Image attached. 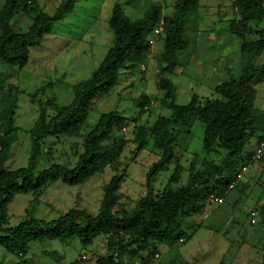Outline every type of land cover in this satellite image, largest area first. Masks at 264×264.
<instances>
[{"label": "trees", "instance_id": "1", "mask_svg": "<svg viewBox=\"0 0 264 264\" xmlns=\"http://www.w3.org/2000/svg\"><path fill=\"white\" fill-rule=\"evenodd\" d=\"M199 0H174L173 11L163 16V50L157 70L156 86L162 91V101L170 109L168 115L159 114L147 129L135 124L136 151L147 146L159 152L145 172L147 192L139 197L131 210L118 208L120 187L126 168H117L119 157L128 139L117 134L127 124L128 118L117 110L99 114L96 122L83 133L82 150L73 166L50 162L35 171L41 155V140L44 137L76 136L86 121L92 105L117 83L122 69L134 68L146 61L149 44L146 36L161 17V7L151 4L139 18L131 19L119 2H114L108 18L113 33L108 47L97 67L89 77L72 85L68 103L58 104L48 99L38 105V114L30 128V150L27 164L7 170L3 163L10 146L13 129L16 95L6 89L0 97V246L19 259L27 254L31 241L43 239L67 240L77 236L87 245L100 233L107 234L106 254L98 255L93 264H126L125 256L137 255L148 245L152 253L155 243L165 242L171 246L181 239L187 240L180 218L199 212L210 193L220 194L234 179L229 169H218L217 185L209 181V172L202 166L189 164L188 177L184 184L164 186L152 193V181L167 165L174 162L169 182L180 179L183 167L178 163L175 143L181 133L190 134L195 120L203 123L202 147L210 151L215 147L225 149L223 165L232 167L238 159L246 161L250 151L245 147L250 138L264 127V111L254 105L256 87L264 81V27L256 38L246 40L250 22L264 20V0H233L238 16L229 21V31L241 39V67L238 76H229L214 87L215 97L201 99L192 93L186 103H178L171 81L164 73L174 71L176 55L186 46L184 38L185 15L195 13ZM31 0H3L0 4V62L22 67L26 64L31 47L40 43L49 32L53 21L71 10L74 0H60L53 13L37 11L28 28L16 31L11 19L19 8L27 7ZM262 57L259 65L255 60ZM243 58V61H242ZM261 86V85H260ZM133 104L141 113L151 104L146 93H139ZM46 106L51 113H47ZM257 137V138H258ZM264 159V157L262 158ZM261 159V160H262ZM241 161V160H240ZM106 167L115 172L103 187L96 213L84 208L69 207L53 219L29 217L10 225L6 210L13 196L22 192H38L48 183L61 180L68 185L84 183ZM237 169H235L236 171ZM222 264V262H218Z\"/></svg>", "mask_w": 264, "mask_h": 264}, {"label": "rangeland", "instance_id": "2", "mask_svg": "<svg viewBox=\"0 0 264 264\" xmlns=\"http://www.w3.org/2000/svg\"><path fill=\"white\" fill-rule=\"evenodd\" d=\"M59 1L31 0L27 7L16 10L11 19L12 27L16 31L26 30L37 11L51 14ZM173 1L74 0L72 9L64 13L60 19L53 21L49 32L43 36L40 43L30 48L25 65L18 67L0 62V97L6 89L11 88L17 98L13 129L10 133V146L3 167L13 170L27 164L30 150L29 130L37 117L38 105L48 99H54L58 104L68 103L72 96V85L89 77L97 67L113 41L108 18L114 2H119L125 14L134 19L142 17L151 4L161 7V17L170 15ZM2 2L3 0H0V4ZM224 4L226 11L229 14L231 12L230 18L217 21L221 17L218 14V6ZM237 16L230 0H199L195 13L188 12L185 15L186 46L176 55L174 71L163 74L172 85L174 84V94L178 103L187 102L192 92L201 91V85L189 75H192L190 71L193 67L188 66L190 63L182 72L190 51L196 47L194 40L197 34L201 32L207 36L215 33L219 39H226L223 35L228 33L225 28L229 21ZM263 27L264 20L251 21L246 40L256 38ZM161 39V36L156 37L154 43L156 57L146 58L145 70L136 66L127 68L128 72H123V69L120 71L114 88L101 94L92 105L78 135L44 137L41 140V158H39L35 171L50 162L73 166L82 150L83 133L96 122L100 113L117 110L128 118L127 124L117 132L118 135L128 139L117 165L119 171L123 167L126 168V174L119 190L120 198L117 207L127 210L134 207L137 199L147 192L144 183L145 172L159 156V152L152 148L150 139L144 149L136 151V144L132 140L134 126L143 124L149 129L157 115H168L170 110L162 101V91L156 86L157 68L160 64V52L156 50L157 48L161 50ZM222 44L223 48L229 49L227 50L228 55L238 56V44L228 43L227 39L223 40ZM218 45L215 43V58L220 57V53L217 52L220 51L218 49L220 44ZM261 61L260 56L255 60V65H259ZM234 74L235 71H232L227 77ZM141 92L146 93L151 99L150 106L143 113L133 104V99ZM262 95L263 89L258 85L256 100ZM210 96L215 97V93L211 92ZM45 109L47 113L52 112L48 106ZM190 129V134L181 133L175 143V160L183 167L179 181L169 182L174 161L153 179V194L166 185L175 187L184 184L188 177L189 164H196L207 169L209 181L217 187H219L216 182L217 175H219L218 169H229L234 175L235 169L240 167L242 159L234 162L231 168L223 165L228 161L225 159L223 148L203 150V123L200 120H195ZM251 148L252 145L247 144L245 151H250ZM249 168L251 171L248 179L241 182ZM114 172L113 167H106L82 184L68 185L61 180H56L48 183L38 192L17 193L6 206L9 224L15 225L29 217L53 219L69 207L84 208L88 212L96 213L103 187ZM244 174L232 189H227L225 186L220 192V195L225 198V203L207 204L194 215L180 218L181 225H184L185 221L192 223L195 219L197 224L194 226H199L190 240L186 242L180 240L172 249H169L165 242H157L155 247L158 251L155 249L153 253L152 246L148 245L138 253L144 257L143 264H167L168 258H170L169 264H218V262L250 264L255 257L254 253L264 252V159L250 164ZM231 191L238 194L236 198L228 195ZM253 208L259 210V215L256 221L251 223L249 211ZM204 213H207V217H204ZM183 228L188 234L194 230L193 226H188V224ZM102 237L101 233L98 234L92 240L93 246L90 243L82 244L77 236H72L67 240H34L29 243L27 254L23 259L17 258L0 246V264H90L98 255L107 253L106 250L101 252L97 245L103 239ZM237 243H240L242 248V257L239 260H233L231 254L224 258L221 257L225 247L233 248ZM185 251L188 254L186 261H184ZM158 252L161 254L160 258L155 256ZM81 253L86 255V259L78 262L76 258ZM124 260L126 264H138L139 261L136 255L125 256Z\"/></svg>", "mask_w": 264, "mask_h": 264}, {"label": "crops", "instance_id": "3", "mask_svg": "<svg viewBox=\"0 0 264 264\" xmlns=\"http://www.w3.org/2000/svg\"><path fill=\"white\" fill-rule=\"evenodd\" d=\"M228 4H229V2H228ZM218 5H219V3H218ZM232 5H233V2H232ZM218 10H219L218 14L221 17L218 18L217 21H223L225 19H229L230 18V15H231L230 9H228L229 12H230V14H229L228 11H226V9H225V4L218 6ZM172 11H173V9H172ZM172 11L170 12V14L172 13ZM139 17H141V16H139ZM225 29H226V31L228 33H224L223 35H224V37H226L227 42L228 43H232V44H234V43L238 44L239 54H238L237 57H232V56L228 55L229 53H227L228 52L227 50H229V49L223 48L222 41L223 40H226V39H221V38L219 39L216 36L215 33H211V34H208L207 36H205L203 33L200 32L199 34H197V38L194 40V46H196V47H194L190 51L189 56H188V58H187V60L185 62L186 65L183 66V68H182V72H183L187 68L188 63H190V65H188V66H193L192 67V70L190 71L192 73V75L191 74H189V75L191 77H194L195 80H196V82H198V84L201 85V88H200L201 91L200 92L196 91V92H192V93H197V95L201 99H204V98H213L211 96L209 97V94H211V92L212 93L214 92L213 90H214L215 85L218 84L221 80L226 79L227 76L230 74V72L235 71V74H234L235 76L233 75L234 77L238 76V74H239L240 67H241V52H240L241 39L238 38V37H236L234 34H232L229 31V27L228 26H226ZM149 34L150 33H148L146 36H148ZM161 40H162V43L160 45L161 46L160 47L161 50L159 48H157V50H156L157 52L159 51L160 54H161V52L163 50V38ZM215 43L217 45L220 44V48H218V49H220V51L219 50L217 51L218 53H220V57H217V58H215L216 56L214 54V52L216 51ZM155 54L156 53L154 52V46H153L151 48L150 52H147L146 53V58H148V57H151V58L156 57ZM145 68H146V63H145ZM193 68H195V70ZM157 70H158V68H157ZM122 71L123 72H128L127 69H123ZM114 86H113V88H114ZM173 89H175L174 84H173ZM209 91H211V92H209ZM174 92H175V90H174ZM254 105L256 107H258L259 109H261V110L264 111V89H263V95L260 96L258 100H256V98H255ZM194 122H193V124H194ZM203 129H204V126H203ZM258 134H259V132H257L253 137L250 138L249 144H251V145L254 144V142L256 141V139L258 137ZM224 154H225V151H224ZM254 163H256V162H253L251 164H254ZM250 171H251V168H249L247 170V172L244 174L243 178L241 179V182H244V181H246L248 179V174H249ZM228 195L231 198H236V196L238 194L236 192L231 191ZM223 203H225V201ZM203 208H205V207H203ZM258 215H259V210H258ZM194 220H193L192 223L190 221H188V222L185 221L183 223L184 225L188 224V226L192 225L193 226V229H194L192 231L193 233L192 232H191V234L186 233V234L189 235V238L187 240H190L191 239V237L196 233V229L199 227V226H194V225L197 224V223H195L196 221H194ZM189 222L191 224H189ZM184 225H182V227ZM101 234L103 236L102 237L103 239L97 245H98V247H99V249H100L101 252H103V251L105 252V250H106L105 243H106L107 234L106 233H101ZM186 241L183 240V242H186ZM92 242L90 243V244H92L91 246H93V243ZM176 245H177V243H175V244H173L171 246H168V248L169 249H172ZM82 254L83 253H81L76 258V259H78V262H81V260H79V257ZM155 254H157L156 257H159L160 258V255L161 254L159 252L158 253H155ZM228 254H231L233 256V260H235V259L239 260L242 257L241 256L242 255L241 244L240 243H237V244H235V247H233V248H230V247H227L226 248L225 247V249L221 253V257L224 258ZM254 255H255V257L253 258V260H251L250 264H264V252L263 251H257L256 253H254ZM187 256H188V254L185 251V253H184V259L185 260L184 261L187 260L186 259ZM136 257H137V260H139L138 261V264H143V260H144L143 258L144 257L141 256L140 254H137ZM94 260H95V258H94ZM94 260L90 264H93L94 263ZM169 263H170V258H168V260H167V264H169Z\"/></svg>", "mask_w": 264, "mask_h": 264}, {"label": "built area", "instance_id": "4", "mask_svg": "<svg viewBox=\"0 0 264 264\" xmlns=\"http://www.w3.org/2000/svg\"><path fill=\"white\" fill-rule=\"evenodd\" d=\"M233 2V0H231ZM233 9L236 10V6L233 5ZM263 10H264V4H263ZM163 18L160 17V19L157 21V23L152 28V31L147 37V41L149 44V50L147 52H150L151 48L154 46V43L156 41V37H159L163 33ZM140 69H145V62L141 63ZM262 89H264V81L260 84ZM264 157V127L260 133V136L256 139L254 144L252 145V148L250 150V156L246 161H242L240 167L235 171L234 179L227 185V189H232L235 185V183L242 178L244 172L246 171L247 167L253 163L261 160ZM225 201V198L223 195L218 194L217 192H212L209 194L206 205L207 204H214L219 205L222 204ZM206 205L204 207H206ZM250 216V222L254 223L256 221V217L258 216V209L253 208L249 211ZM204 217H207V213H204ZM183 240V239H181ZM157 256V254H155ZM80 260L86 259V255L82 254L79 257Z\"/></svg>", "mask_w": 264, "mask_h": 264}]
</instances>
